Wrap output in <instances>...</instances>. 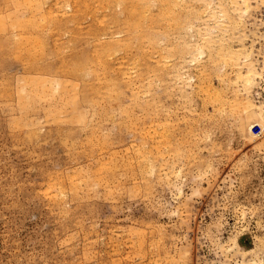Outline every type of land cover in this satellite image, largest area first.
Wrapping results in <instances>:
<instances>
[{
    "label": "rangeland",
    "instance_id": "rangeland-1",
    "mask_svg": "<svg viewBox=\"0 0 264 264\" xmlns=\"http://www.w3.org/2000/svg\"><path fill=\"white\" fill-rule=\"evenodd\" d=\"M195 1L202 2L197 4H201L200 7L204 5L202 9L207 12L205 15L203 10L204 16L208 18V9L212 12L214 9L216 17L207 19L202 15L200 19L205 18L204 21L196 18L191 25L198 26L197 33L207 23V29L213 25L217 36L220 33L216 29L220 23L218 18L222 20L219 4L227 3L226 7L223 6L227 9L225 14L228 11V17H233L229 20L234 21L228 22L230 27H226L230 39L227 44L231 41L230 48L240 46L238 37L241 36L240 40L245 45L243 47L242 44L243 50L253 51L259 70L261 61L264 63V1L246 0L250 9H245V15L241 6L239 10L242 13L229 4V0H219L221 3L217 0L210 3L208 0ZM56 5H50L52 9L55 8L53 14L59 9L65 10L57 12L58 18L65 13L70 17L75 11L73 6ZM58 13H61V17ZM83 17V21L79 18L77 22L66 23L65 29L79 25L78 29L83 32L91 21H96L89 16ZM215 18L218 21L216 26ZM235 22H240V26ZM191 25L189 30L181 33L182 36L180 34L181 38L178 34L173 35L174 44L178 40L174 37H179L184 43L197 47L206 32L204 34L202 30L200 35L203 37L200 38L196 28ZM64 27L52 41L49 33L43 32L49 49L53 50L55 44L61 47L66 41L69 32ZM62 30L67 32L63 31V36ZM180 40L177 43L185 46ZM53 41L57 43L53 44ZM84 46L86 42H79L77 49ZM175 46L179 49L178 44ZM204 51L207 53V50ZM206 53L202 56H206ZM47 54L41 60L48 58L49 61ZM194 54L186 55V61L183 58L177 60L179 57L176 61L174 57L176 63L180 62L175 63V69L183 71V74L181 70V74H178L180 79L173 74L171 76L175 79L166 76V90L163 86L165 82L153 83L154 101H160L159 106V101L156 103L155 116L150 111L153 119H148L144 111L134 107L130 118L133 125L130 119L129 123L120 125L118 115L122 117V114H117V110L113 117L97 113L89 116L92 121L86 118V121L77 119L78 122H75L74 114H82L83 111L86 114V109L91 111L85 103L80 105H83L81 108L86 106L84 109L79 107L80 111L68 110L65 120L63 116H59L61 120H56V117L54 120V112L57 111L47 109V101L40 102L39 108L37 106L36 110L26 111L25 114L18 108L16 100L7 93L3 94V91L7 86L8 91L16 88L18 76L27 73L26 67L8 55L4 58L0 54V264H264V105L258 107L253 115H245L246 111L243 112L242 108L246 100L251 99L256 105L264 101V75L256 80L255 85L252 84L254 87L251 85L252 88L245 91L242 84H237L238 80L236 82L234 79V84L235 67H228L227 75L223 76L225 79H219V74L214 71L210 73L209 61L205 62L206 59L203 62L199 57L200 61ZM115 58L114 62L117 60ZM123 60L120 59L121 66ZM54 61V64H59V57H54ZM36 69H30L33 72L26 75L44 76L40 67ZM204 69L208 73L203 71V75L201 70ZM186 73L190 75L189 79ZM206 73L210 77H205ZM67 74L64 73L61 79L71 78L67 82H72L73 77ZM200 82L202 88L210 84L212 86L209 87L215 91L221 88L219 92H222L223 101L229 99L230 104L235 93L242 96L240 99H248L243 104L240 99L236 102L237 96L234 98L242 106H238L240 112H230V105L222 110L216 103L204 101L209 98L205 99L208 94H203L201 88L199 90L197 85ZM134 83L124 89V97L117 102L119 105L128 101L127 95L132 94H129L131 87L132 91L139 89L137 81ZM162 86L166 93L162 91ZM235 87H239V91ZM202 96L205 97L202 99ZM215 106L219 108L217 111ZM145 114L147 118L144 119ZM160 122L164 129L169 128L165 129L170 130L167 134L173 135L169 137L175 150L173 147H163L164 151H157L160 153L155 155L157 161L154 159L151 166L144 165L145 168L139 169L133 155L136 147L142 139L156 136L163 129L159 128ZM122 124L124 127L127 125L126 128ZM151 126L155 131L159 128L158 132L154 133ZM90 128L95 132H91ZM90 133L92 142L87 139ZM93 134L99 137L93 138ZM102 136L113 141L109 139L106 144ZM149 144L152 149L156 147L151 142ZM131 156L133 161L129 160ZM113 161L120 165L116 170L112 169ZM126 162H131L132 167L128 165L125 168Z\"/></svg>",
    "mask_w": 264,
    "mask_h": 264
},
{
    "label": "bare ground",
    "instance_id": "bare-ground-1",
    "mask_svg": "<svg viewBox=\"0 0 264 264\" xmlns=\"http://www.w3.org/2000/svg\"><path fill=\"white\" fill-rule=\"evenodd\" d=\"M51 1H53V3H55L57 5L58 4H60V5L65 4L68 7L73 6L72 8L75 11H74V13L72 12V14H70V17H69L68 13H65V14H62V15H64V16H62V18H58V16L56 15L57 12L61 11V13H62L63 10H60L59 8H57L60 11L58 10V11H56V14L55 13L53 14V12H54L53 10H55V8L52 9L50 7V5L53 4V3H51ZM194 1L193 0H0V54H2L4 56V58H5V55H8L9 57H12L15 60L24 64L26 68L24 66L23 67L26 69L25 70L27 72L26 74L33 72L30 69L35 70L37 68L36 70H38V67H40L44 73V76H30V75L28 76L26 74L23 75L22 77L18 76L19 80L17 82V86H15L16 88L13 89V91L12 90L8 91L6 89V88H8V86H7L4 89L3 94L7 93V95L11 96L12 99H15L16 100L15 102H16L18 108L20 109V111L24 112L25 114H27L26 111L36 110L37 106L40 102L47 101V103H48L47 109H49V110L52 109L53 111H57V112H54V114H55V116L53 117L54 120H55V117L57 120V118H59V116H63V120H65L64 116H67L66 112L68 110L80 111L81 109H84L86 107L85 106L84 108H81L83 105L80 107V105L84 104V103L87 104V106H88L86 108H89V109L91 108L90 109L91 111L89 112L88 109H86V114H83L84 113L83 110H82L83 111L82 114H79L77 112L76 115L74 114L72 116L73 119L76 118V120L80 119V120L86 121L87 119L88 120L91 119V118H89V116L91 117L93 115H96L97 113H100V115L104 114L108 117L109 116L113 117L115 111L117 110V114L118 113L122 114L121 115L122 117H120V115H118V117L122 120V121L121 120L119 121V119H118L119 124L121 125V123L126 124V122L129 123L131 121L130 118H131V114H133V112H134L133 111L134 107L135 108L138 107V109L144 111L148 115V117H149L148 119H153V115L155 114L156 109H157L156 103L159 100H157V101L155 100L156 102L154 101V99H155L153 97L154 89L152 87V84L156 83V82H162V84H164V82H165V85H163V86H165L164 89L166 90V85H167V83H166L167 81H165L166 76H169V75L171 76V74H173V75H175V77L177 76V78L180 79V76L178 77V74L180 73L181 69L180 70L175 69L176 68L175 60L177 59V57H179V59H177V60H180L182 58L184 59V57L186 55L190 56V54H194L193 52H196L195 58L198 57L197 58L198 60L201 61L200 58H202L203 62L206 59L207 60L205 62L209 61V63L208 62L207 63L210 64V66H208V69H210L209 70L210 73L214 71L215 73L219 74L220 78L216 74V77H218L219 79H221V77L223 78V76L227 75V70L229 68L235 67L236 68V74H235V78L233 76V81H234V79H236V82L238 80L239 82L237 84H239V85L242 84V86L241 85L240 86L244 87L243 90L245 89V91H247V89L252 88L250 86L252 84L255 85L256 80L258 78H260L261 75H264V63H262V61H261V63H260L261 66H260V69L258 70L259 66L258 67L256 66L257 60L256 61L254 60L253 53H252L253 51L247 52L246 50L245 51L243 50V47H245V45L241 42V40H240L241 36L240 35H239L240 37H238L239 42H240L239 43L240 46L237 45V46H235V48L234 47L230 48L229 44H231V41L229 44H227V40L229 38H228V32L226 30V27L227 28L230 27L229 25H227L228 22H231V21L234 22L233 20H229V18H233V17H231V15L228 17V11L226 12L227 14H225V11L227 10L225 8L226 7L225 4H227V3H225L224 5H223V3L219 4V6L221 5L219 11L222 14L221 15L222 20H219V18H218V21L220 23L221 22L222 23L221 24L219 23L220 25L218 24V26L216 28L220 31L219 35L217 36L215 34H217L218 32L216 33V30L212 28L213 25L210 26L211 24L209 25L210 27L207 29L208 26L206 27V25H208V23L206 24L204 22L206 25L203 26L201 29H199V30H201V32L199 31V33H197L198 32L197 31L198 26L196 28L195 27L196 24L191 25L192 20H194L196 18L200 19V17L202 15L204 16V14H203L204 9H202V7L204 5L202 4L203 6L200 7L201 4L197 5L198 2H200V1H198V2L195 1V2H197L196 4L194 3ZM208 1H209V3L211 2V0H208ZM217 1L219 2V0H217ZM220 1H222V0H220ZM262 1H264V0H262ZM228 2L237 10H239L240 6H241V9H243V10H245V9L249 10L250 9V7L248 8L249 3L246 0H229ZM46 3H49L48 6H46ZM71 3H72V5H71ZM200 3H202V2H200ZM212 3H214V2H212ZM219 3H221V2H219ZM219 6H217V7L219 8ZM223 6H225V7H223ZM242 6L244 8H242ZM227 7H228V5H227ZM61 9H62V7H61ZM241 9L239 10V12L242 13ZM208 10L210 11V13H208L209 15H207L208 18L206 16H204V17L207 19H210L209 17L214 19V17H216V12L214 13V9H213V12L211 11V9H208ZM237 10H235V11H237ZM246 10L243 11L242 14L245 15L246 13H244V12H246ZM206 11H207V8H206ZM239 12L237 11V13H239ZM61 13H60V15L58 13L59 17H61ZM204 13H205V10H204ZM241 13L239 15H241ZM66 14H68L67 17L65 16ZM206 14H207V12L205 13V15ZM83 16H86V18H88V16H89L91 19L94 18L93 20H96V21L95 22L91 21L88 28L86 29V31H83V32L80 29H78L79 25H78V27L75 25L76 27H72V28H68V29L66 28L69 32V36L66 39V41L63 42L62 46L60 47L59 44H58L59 46L56 45L55 43H57V42L54 43V41H55V39H54L53 44H55V45L53 47V50L49 49V46L46 42L47 37L43 33L44 31L45 32L47 31V33H49L48 35H50V37H52L51 38V41H52L53 37H55V35L58 34V31L62 27L67 26L66 23L70 24L71 21L77 22V20L79 18H82ZM203 16H202V18H203ZM219 16H220V14H219ZM63 17H66V18H63ZM238 17H240V16H238ZM83 18L79 19V20L83 21ZM204 19H200V20L204 21ZM225 19H226V21H225ZM67 20L70 22H68ZM218 21H217V19H216V21H214V23H215L214 26H216V22L218 23ZM236 21H238V19ZM239 23L240 22H238V23L235 22L234 24L235 25L237 24L238 26H240ZM190 25L194 26L196 28V34L197 35L198 34L200 35V33H202V30H203L204 34L206 32V34H205L206 36L204 34H202V35H204V37L200 35V38L203 37V38H201L203 40V44L202 43L200 44V41H202V40L199 39L200 40L199 44L201 45L200 47L198 46L199 44L196 45L197 47H193L191 44L187 43L188 44L187 45L186 43H184L183 42L184 40H182V39L180 40V38L182 36L181 33L183 31L189 30ZM200 25H202V24H200ZM241 26H242V24H241ZM70 27H71V25H70ZM204 27H206V29L208 30V33ZM234 27H236V26H234ZM63 29H65V27ZM191 29H193V28H191ZM209 29H211V31H214V32H209L210 31ZM63 31L64 30H62V36H63V34L67 33L65 31H64L65 33H63ZM210 33H213V35H211ZM60 34L61 33H59V37H60ZM117 34H119V35H117ZM174 34L175 35L178 34V36H180V34H181L180 38L178 36H177L178 38H176V37H174V38H175V40L176 39L180 40V42L182 41L184 43V45L185 44L186 45L183 46L182 43H179V42L177 43V41H178L177 40L175 42V44L176 45L178 44V46H179V49H178V47L175 46V44L173 42V40H174L173 35ZM184 35H186V34H184ZM215 36H217V37L215 38ZM64 37H66V36H64ZM64 37H63V40L65 39ZM190 37L192 38V35ZM186 38H187V36H186ZM194 38L196 40L197 37L194 36ZM60 41L61 40H59L58 42H60ZM79 42H86V47L84 46L81 49H77V45ZM192 42H193V40H192ZM213 42L214 43L216 42V43L214 44ZM211 43H213V44H211ZM192 44L195 46L196 43L193 42ZM242 44L244 45L243 47H242ZM189 45H191V46H189ZM51 46H50V48H52ZM204 47H207V48L204 49ZM232 48H234V49H232ZM204 50H207V53ZM257 51H259V50H257ZM47 53L49 54V61L47 60L48 58H46V60H41V57L42 56L44 57ZM203 53H206V56L203 55L206 58H204L202 56ZM48 54H47V56H48ZM2 55H0V56H2ZM194 55H193V57H194ZM54 57H59V59H60V62L58 61L59 64H57V65L54 64V62H55ZM174 57H175V60H174ZM0 58H2V57H0ZM114 58H115V60L117 59L115 62L113 61ZM262 58H264V57H262ZM120 59H124L122 61V62H124L123 66L120 65L121 64ZM189 59H190V57H189ZM191 59H194V58H191ZM172 60H174V61L172 62ZM194 60H196V59H194ZM239 60H242V62ZM200 61H197V62L199 63ZM193 62H195V61H193ZM203 62H201V64ZM172 63H174V64L172 65ZM177 63L179 64L180 62H177ZM242 65H245L244 69H243ZM204 66H207V65H204ZM179 67L181 68V66H179ZM179 67H177V68H179ZM206 69L201 70L203 75L205 72H207V71H205ZM203 71H205V72L203 73ZM182 72L183 71L181 70V73ZM64 73H66V74L69 73L73 77L74 82L73 81L67 82L68 79L67 80L61 79V78H63ZM215 73H214V75H215ZM187 74L188 73H186V75ZM189 74H190V72H189ZM209 75L210 74H207L205 77H207V76L210 77ZM171 77L174 78V76H171ZM187 77H188L187 79H189L190 75H187ZM70 79L71 78H69V80ZM223 79H225V78H223ZM144 80H146V82ZM135 81H137L138 85H140L137 87L139 89L132 91V89H131L132 87L130 89L128 88L129 90H131L129 92V94L132 92L131 95H127L130 98V99L127 98L128 99L127 102H129V103L126 102L125 104L121 103L122 105H119L120 103L118 104L117 102L118 101L121 102V100H119V99L122 96L124 97V93H125L124 89L126 87H130L131 84L134 83ZM207 81H209V80L207 79ZM207 81H206V84L208 83ZM202 82H204V81L202 80ZM228 82H230V81H228ZM137 83H136V85H137ZM139 83H142V84H139ZM202 84L204 85V83H202ZM234 84H235V81H234ZM257 84H258V81H257ZM132 85H135V83ZM163 86H162V91L164 93H166L167 91H165L163 89ZM168 86H169V84H168ZM197 86L199 87V90L201 88L202 89L201 91H204L203 94L204 93L208 94V95L206 94L208 97L205 99L209 98V100L208 101L204 100V101H206V102L211 101V103L214 102L221 109L224 106L230 105L229 106L230 108L229 107L228 108L230 109V112H232V113L234 111L235 112L239 111L240 107H238V106H239L240 102L241 103L243 102V104H244V102H245L244 100L248 99V98H246V99L244 98V96L246 94L243 96V98H244V100H243V99H240L242 97L241 95H239L237 93H235V94L233 93L235 97L237 96L236 97L237 101H236V99L234 100L235 97H233V98L230 97L231 100H233V102H235V101L238 102L240 99L239 104L236 102L235 103L232 102L233 104L232 103L230 104L228 102L229 101V99H228L227 102L229 104L225 105L227 102L225 100L223 101L222 92H219L221 90V88H219V91H218V89H217V91H215V89L213 87H211V88H213L214 90H212L208 85H206L203 87L205 89H203L201 87L202 86L201 82ZM223 86H225V84ZM226 86L228 87V85H226ZM239 87H237V88H239ZM167 88H169V87H167ZM232 88L233 87H231V89ZM237 88H236V90L239 91V89H237ZM184 90H186V89H184ZM227 90H229V89H227ZM243 90H240V91H243ZM187 92L188 91H186V94H187ZM223 92H224V90H223ZM232 92H230V93H232ZM254 92H255V90H254ZM242 93H240V94H242ZM224 95H225V93H224ZM168 96H171V95H168ZM226 96H228V94ZM238 96H240V97H238ZM143 97H144V99H141ZM155 97H156V95H155ZM204 97L202 96V99ZM241 100H243V101H241ZM257 101H258V99H257ZM114 103H116V104H114ZM159 104H160V101L158 102V106H159ZM183 104H185V103H183ZM261 105H264V101H262V103L260 102V104L256 105V103L254 104L251 101V99L246 100L245 104L242 105L244 107H242L240 104V106L242 108H244L243 112L246 111L245 112L246 114L244 113L245 115L255 114L257 112L258 107H260ZM79 107L81 108L80 110H79ZM215 107L217 108V109L215 108L216 109L215 111H217L219 108L217 106H215ZM38 108H39V106H38ZM167 108H169V107H167ZM46 111H48V110H46ZM53 111H52V113H53ZM150 111H152L151 113L153 115H151L149 113ZM158 111H160V110L158 109ZM141 112H139V113H141ZM220 112H222V111H220ZM147 115H146V117H144V119L147 118ZM157 116H159V115H157ZM123 117H124V120L122 119ZM59 119L61 120L62 117H60ZM129 119H130V121H129ZM142 119H143V117H142ZM148 119H146V120H148ZM138 120H140V119H138ZM90 121H92V119ZM118 121L115 120L117 125H118ZM75 122H78V120ZM153 122H155V120H153ZM131 123H132V121H131ZM160 123H161V127H159V128L161 129L163 126H162V122H160ZM123 124H122V126L124 127ZM132 125H133V123H132ZM137 125H139V124H137ZM126 126L124 128H126ZM153 126H156V125H153ZM129 127L131 128V126H129ZM172 127H173V125H172ZM159 128H158V130H159ZM166 128H168V127H165V129ZM154 129L155 128L152 129V131H154V133L158 132V130L155 131ZM163 129H164V127H163ZM165 129H164V131H162V130L159 131L158 132L159 134L156 133L155 134L156 136H153V137L151 136L149 139L147 137H146L147 138L146 139L142 135V137L145 139L141 140V143L138 147H136L137 145L135 146L136 150H135V153L133 154L134 158L137 159V160H135V159L134 160L136 162H138L136 164H138L137 166L139 169L145 168L146 166L143 167L144 165H147V167L149 165L151 166L153 160L154 159L156 160V158H157V157L155 158L157 151L163 150L164 148L168 149V148H172V147L175 150V147L173 146V143L171 141V138H172L171 136H173V135L171 134V136H170V134H167L170 130L165 131ZM90 130H91V132L93 131L91 128H90ZM189 131H190V129H189ZM93 132H95V131H93ZM180 133H181V131H180ZM28 134H27V136H28ZM91 134L92 133H90V136H89V134L87 135V139H88V141L91 140V142H92ZM191 134H194V133H191ZM84 136H86V135H84ZM147 136H150V135H147ZM94 137H95V135L93 136V138ZM180 137H181V134H180ZM103 138H101V139H103ZM109 139H111V138H108L107 139L108 141H107L106 138H104L103 141L107 144V142H109ZM111 140L113 141V139H111ZM179 140H182V139H179ZM112 141L110 142L111 144H112ZM94 142L95 141H93V145H94ZM150 142L153 143L154 146H156V147H154L155 151L153 150L154 148L152 149L150 147V144H149ZM173 142L175 143V141H173ZM96 144H97V142H96ZM153 144H151L152 147H153ZM180 144H182V143H180ZM185 144H186V142H185ZM93 145H91V147ZM130 147L132 148L133 146H130ZM135 147H133V148L135 149ZM134 149H132V150H134ZM158 153H160V152H158ZM165 153H166V150H165ZM179 153H181V152H179ZM113 159H115V157ZM131 159H132V156L130 157L129 160H131ZM131 161H133V160H131ZM164 161H165V159H164ZM111 163H112V169L113 170H116L118 167H120V165H118L119 163L117 164L114 161ZM124 164L126 165L125 168H127L128 165H129V167L130 166L132 167L131 162H126ZM140 166H142V167L140 168ZM163 166H161V167H163ZM157 167H160V166L158 165ZM138 168L136 167L137 170H138ZM151 169L153 171V168H151ZM140 171H143V170H140ZM63 184H62V186H63ZM52 187H54V186H52Z\"/></svg>",
    "mask_w": 264,
    "mask_h": 264
},
{
    "label": "built area",
    "instance_id": "built-area-1",
    "mask_svg": "<svg viewBox=\"0 0 264 264\" xmlns=\"http://www.w3.org/2000/svg\"><path fill=\"white\" fill-rule=\"evenodd\" d=\"M259 128V126H257Z\"/></svg>",
    "mask_w": 264,
    "mask_h": 264
}]
</instances>
